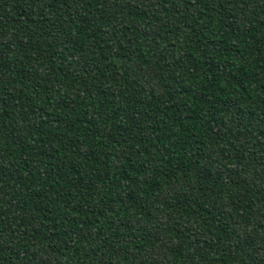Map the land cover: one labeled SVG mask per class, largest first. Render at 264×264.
Segmentation results:
<instances>
[{"label":"trees","instance_id":"16d2710c","mask_svg":"<svg viewBox=\"0 0 264 264\" xmlns=\"http://www.w3.org/2000/svg\"><path fill=\"white\" fill-rule=\"evenodd\" d=\"M0 264H264V0H0Z\"/></svg>","mask_w":264,"mask_h":264}]
</instances>
